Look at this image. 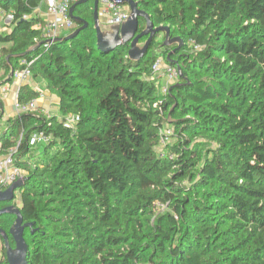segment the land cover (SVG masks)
<instances>
[{
	"label": "trees",
	"instance_id": "trees-1",
	"mask_svg": "<svg viewBox=\"0 0 264 264\" xmlns=\"http://www.w3.org/2000/svg\"><path fill=\"white\" fill-rule=\"evenodd\" d=\"M43 1L0 0L12 15L0 86L26 58L58 105L0 126V155L11 149L25 173L28 263L264 264V0H135L181 40L163 45L157 32L140 59L129 42L97 48L92 2L73 8L86 22L76 36L34 48ZM157 56L179 73L166 94L151 73ZM36 96L27 84L17 93ZM39 131L48 142L29 145ZM13 219L0 216L12 247Z\"/></svg>",
	"mask_w": 264,
	"mask_h": 264
},
{
	"label": "built area",
	"instance_id": "built-area-1",
	"mask_svg": "<svg viewBox=\"0 0 264 264\" xmlns=\"http://www.w3.org/2000/svg\"><path fill=\"white\" fill-rule=\"evenodd\" d=\"M79 0H45L47 12L50 15L49 19H39L35 22L34 28L38 32V37L35 38V42H42L41 46L46 49L56 38L63 35H67L74 30L75 23L73 18L69 14L70 7ZM98 15L100 24L109 26L112 24H121L129 15V9L125 5H118L113 0H99L98 3ZM0 16L4 19L8 25L12 19L10 13L5 12L0 7ZM22 18H30L29 15H23ZM31 60L21 58L16 68L13 69L12 78L9 82L0 86V97H4L12 88L16 89L15 100L13 101L14 115L21 113H42L44 115L52 114L50 112V106L43 102L47 98L45 90L39 87H35L33 84L31 73ZM152 77L161 79L165 78V82L159 86V92L166 94L170 83L174 82L179 73L178 69L165 62L163 56H157L151 65ZM31 85L33 89L37 91V96L32 98L26 103H20L17 99V93L22 85ZM159 85V84H158ZM77 117L69 116L68 123H73ZM164 133L170 132V129L164 127ZM22 133L20 134V137ZM167 137L164 134L160 139V146L162 147L167 141ZM49 136L44 132H34L29 136V145L39 146L48 142ZM1 147V145H0ZM24 170L17 165L14 152L10 149L7 153L0 155V186L7 187L18 178L24 176ZM166 205L163 203H156V207L163 209ZM1 256V255H0Z\"/></svg>",
	"mask_w": 264,
	"mask_h": 264
},
{
	"label": "water",
	"instance_id": "water-1",
	"mask_svg": "<svg viewBox=\"0 0 264 264\" xmlns=\"http://www.w3.org/2000/svg\"><path fill=\"white\" fill-rule=\"evenodd\" d=\"M118 5H125L129 9L128 17L121 24H112L107 26L106 28H102L98 15V3L99 0H79L74 3L70 9L69 14L73 18L74 21L78 22L79 27L75 28L69 35H65V37L58 39V41H67L72 37L76 36L78 32L86 27V22L77 18L73 15V8L77 4L92 2V16H93V27L95 30L96 36V46L97 48L103 52H110L115 46L129 42L128 55L132 59H140L143 57L149 46L151 45V39L155 36L157 32H163V45L171 44L175 41L180 43V39L178 37H172L169 34V27L167 25H159L154 26L153 22L150 20L149 16L138 8L137 2L135 0H113ZM144 19V27L138 32V24L139 19ZM141 37H146L143 43L139 42ZM42 42L34 45V48L39 47ZM29 49L23 54H20L19 57L31 51ZM168 55L166 56V58ZM13 69L10 70L7 77L2 81V84L7 83L12 78ZM25 185L24 178H18L14 182H12L7 187L0 186V203L4 206L0 207V216L1 215H12L14 217L13 222L9 226L8 234L12 238L14 242V246L12 247L9 244L8 235L5 230L0 227V241L2 242V246L5 249V259L7 264H30L28 263V246L23 237L24 229L30 226V223H24L21 213L20 207L14 203L16 194L20 191ZM1 246V247H2Z\"/></svg>",
	"mask_w": 264,
	"mask_h": 264
},
{
	"label": "rangeland",
	"instance_id": "rangeland-1",
	"mask_svg": "<svg viewBox=\"0 0 264 264\" xmlns=\"http://www.w3.org/2000/svg\"><path fill=\"white\" fill-rule=\"evenodd\" d=\"M2 27H6V29H7L8 25L5 23L4 19L1 18L0 19V29L1 30H3ZM101 27L106 28L107 26L101 24ZM37 82H38V80H36V81L33 80V84L35 85V87H41V88H43L42 90H44V85H42V84L37 85ZM164 82H165V78L162 77L161 79H159V83H158L159 86L161 84H163ZM3 98H1L3 106L1 108L0 113H1V115L3 114V116H2V119L0 122V126H3L9 118L14 116V114L12 115L11 107L13 109V101L15 100L16 97L13 95L10 99V102H6L5 98L4 99ZM49 104H50L49 105L50 106V112L51 113H58L57 99L55 96L50 97V94H49ZM5 115H7V118H5ZM14 202L16 205L19 206V193L18 192L16 194V198H15ZM0 248H1V241H0Z\"/></svg>",
	"mask_w": 264,
	"mask_h": 264
},
{
	"label": "crops",
	"instance_id": "crops-1",
	"mask_svg": "<svg viewBox=\"0 0 264 264\" xmlns=\"http://www.w3.org/2000/svg\"><path fill=\"white\" fill-rule=\"evenodd\" d=\"M37 14L40 16V19H49L50 18V15L48 14V12H47V7H46V2H45V0L41 3V5L39 6V8L37 9ZM0 19H1V16H0ZM2 29L3 30H5L6 29V27H2ZM40 84H42V85H44V83L42 82V81H38L37 82V85H40ZM31 85H33V86H35L34 84H31ZM30 85V86H31ZM45 86V85H44ZM40 88V87H39ZM44 90H45V93H46V95H47V98L45 99V101L43 102L44 104H48V105H50L49 104V94H50V97H53L54 95L51 93V92H49L46 88H44ZM15 93H16V89H14V88H12L7 94H6V96H4V98H5V100H6V102H10V99H11V97L14 95L15 96ZM3 98V97H2ZM3 98V99H4ZM14 103V102H13ZM11 111H12V115L13 114H15L14 113V110L12 109V107H11ZM5 118H7V115H5Z\"/></svg>",
	"mask_w": 264,
	"mask_h": 264
},
{
	"label": "flooded vegetation",
	"instance_id": "flooded-vegetation-1",
	"mask_svg": "<svg viewBox=\"0 0 264 264\" xmlns=\"http://www.w3.org/2000/svg\"><path fill=\"white\" fill-rule=\"evenodd\" d=\"M15 203V202H14ZM3 206V204L0 203V207Z\"/></svg>",
	"mask_w": 264,
	"mask_h": 264
}]
</instances>
